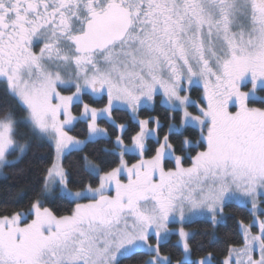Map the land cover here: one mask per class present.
<instances>
[{"label": "snow or ice", "instance_id": "1", "mask_svg": "<svg viewBox=\"0 0 264 264\" xmlns=\"http://www.w3.org/2000/svg\"><path fill=\"white\" fill-rule=\"evenodd\" d=\"M33 146L0 264H264V0H0V178Z\"/></svg>", "mask_w": 264, "mask_h": 264}, {"label": "trees", "instance_id": "2", "mask_svg": "<svg viewBox=\"0 0 264 264\" xmlns=\"http://www.w3.org/2000/svg\"><path fill=\"white\" fill-rule=\"evenodd\" d=\"M162 111V110H161ZM77 133L81 135L80 130L77 129ZM74 133V134H77ZM79 154H73L72 156L64 159V166L68 169L71 178L73 181L79 180L82 178V173L79 172ZM52 162V153L43 148L37 149L35 146L28 152L26 156L13 168H4L3 172L7 174V179L0 178V201H4L9 198V190L11 192H16L21 185H27L29 191L28 195L24 196L21 200V205H26L28 199L31 197V189L38 188L37 180L39 178V173L37 168H43L47 165H50ZM16 169H23L22 174H15ZM86 179V177H84ZM3 205L0 204V207ZM56 206H61L60 202H57ZM227 216L229 217L224 224L220 225L215 230V235L217 237V243L213 247H221L223 241L234 231L236 222L239 219H244L247 222V211L239 206H231L225 209ZM191 228V232H194L193 244H208V236L205 233L211 234L212 229L204 221H197L192 224L187 225ZM173 236V240H175ZM174 260L177 258L173 256Z\"/></svg>", "mask_w": 264, "mask_h": 264}, {"label": "rangeland", "instance_id": "3", "mask_svg": "<svg viewBox=\"0 0 264 264\" xmlns=\"http://www.w3.org/2000/svg\"><path fill=\"white\" fill-rule=\"evenodd\" d=\"M187 230L191 231V228L189 226H186ZM176 239V238H175Z\"/></svg>", "mask_w": 264, "mask_h": 264}]
</instances>
